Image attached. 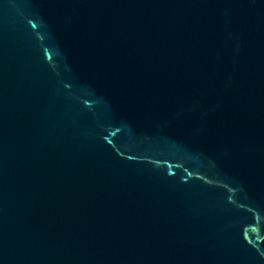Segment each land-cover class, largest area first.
<instances>
[{"label":"water","instance_id":"obj_1","mask_svg":"<svg viewBox=\"0 0 264 264\" xmlns=\"http://www.w3.org/2000/svg\"><path fill=\"white\" fill-rule=\"evenodd\" d=\"M0 264H264V0H0Z\"/></svg>","mask_w":264,"mask_h":264}]
</instances>
